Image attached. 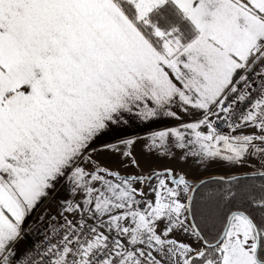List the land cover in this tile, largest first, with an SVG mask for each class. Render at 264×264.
Masks as SVG:
<instances>
[{
    "label": "snow or ice",
    "instance_id": "obj_1",
    "mask_svg": "<svg viewBox=\"0 0 264 264\" xmlns=\"http://www.w3.org/2000/svg\"><path fill=\"white\" fill-rule=\"evenodd\" d=\"M0 264H264V0H0Z\"/></svg>",
    "mask_w": 264,
    "mask_h": 264
},
{
    "label": "built area",
    "instance_id": "obj_2",
    "mask_svg": "<svg viewBox=\"0 0 264 264\" xmlns=\"http://www.w3.org/2000/svg\"><path fill=\"white\" fill-rule=\"evenodd\" d=\"M34 243H39V234H37L36 237L34 238Z\"/></svg>",
    "mask_w": 264,
    "mask_h": 264
}]
</instances>
